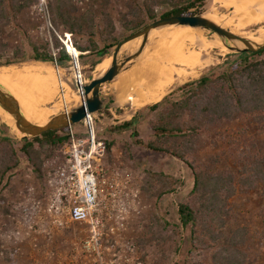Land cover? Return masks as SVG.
<instances>
[{
  "label": "rangeland",
  "instance_id": "1",
  "mask_svg": "<svg viewBox=\"0 0 264 264\" xmlns=\"http://www.w3.org/2000/svg\"><path fill=\"white\" fill-rule=\"evenodd\" d=\"M209 2L210 0H206L193 10L206 12ZM75 3L80 8L83 5L79 0H75ZM163 10L165 8L158 9V16ZM217 10L211 12L215 20L223 21V25L235 33L248 35L264 28V4L238 12L235 9ZM125 11L122 4L111 7L116 25L115 35L120 41L134 32L125 31L119 21L120 13L124 14ZM151 21L147 20V24ZM97 22L98 29H102L104 23L101 18ZM16 23L21 26V33L13 30L5 18L0 19V25L5 26L6 31L0 34L5 37L3 43L7 46L6 53L11 56L14 52L20 53L18 62L1 66L30 64L40 66L42 70L55 68L61 81L70 79V85L79 71L83 84L98 76L97 69L104 60L111 57L118 43L103 49H110L109 53L81 51L74 56V60L65 44L69 32L60 26L55 31L60 44L70 54V60L59 66L56 65L57 60L48 61L49 64L24 63L34 61L33 45L39 46L42 51L43 45L48 44L54 57L59 55L61 46L55 47L52 43L51 29L54 27L50 21L48 0H38L26 8L17 16ZM196 30L206 38L214 39L213 32ZM69 34L75 47L89 46L92 38L86 30ZM95 39L100 47L105 45L98 34ZM161 39L160 33H154L145 53L153 51V44ZM137 42L138 40L135 47ZM135 47H130L131 50L124 49L120 59L132 53ZM210 48L202 51L204 58L197 65H177L180 72L175 80L157 88L155 97L142 104L133 106L128 100L120 102L121 104L117 102L124 98L118 89L121 76L138 62L104 86L102 96L106 97L107 104L102 110L92 113L90 120L97 140L111 145L101 165L103 186L97 211L98 219L101 220V259L96 258L95 253H90L84 246L90 234L88 225L69 220L66 207L68 195H64L61 189L49 182L66 162L70 131H74L79 138H86L87 124L80 121L63 128L58 134L66 136L67 139L61 143L49 142L41 146L39 141L31 140L33 137L25 139L15 136L9 138L10 143H0V264H214V248L194 241L195 234L191 226L183 227L179 219L178 209L181 202L199 205L191 193L194 187L192 169L180 158L137 143V138L132 135L136 128L138 137L148 142L152 137L149 121L155 120L156 115L144 109L135 125L117 129L138 110L161 99L179 85L198 79L212 65L225 62L228 55L234 53L221 45ZM262 57L264 55L253 59ZM133 82H124L123 86H135L136 82ZM63 90L69 92L70 96L64 97L65 92L61 89L54 102L41 105L44 115L71 110L75 107L72 104L76 98L83 94L81 88L74 89L72 86L71 89ZM53 104H59V107L53 108ZM262 114L222 122L214 127L204 125V135L196 145V153L190 155L189 160L196 167L211 172H230L235 175L237 182L241 175V163L236 161L233 150L236 146L241 150L245 146L243 140L250 137L264 145V113ZM189 119L190 115L186 114L182 121ZM2 132L9 134L4 122H0V133ZM26 141L35 145L32 157L22 150ZM236 141L240 142L235 143ZM155 174L164 175L160 179L169 184V192L157 195L164 187L160 179H154ZM228 206L231 213L228 223L232 227L245 226L249 229V241L244 249L249 254L250 263L264 264V196L261 189L242 190L237 184V192L229 199ZM204 237L212 245L209 238Z\"/></svg>",
  "mask_w": 264,
  "mask_h": 264
},
{
  "label": "trees",
  "instance_id": "2",
  "mask_svg": "<svg viewBox=\"0 0 264 264\" xmlns=\"http://www.w3.org/2000/svg\"><path fill=\"white\" fill-rule=\"evenodd\" d=\"M38 0H0V19L5 18L13 30L21 33L22 28L16 23L17 16ZM81 8L75 0H48L52 43L60 47L59 55L49 50L44 44L42 51L39 46L33 45L35 52L33 60L57 61L65 65L72 54L79 55L85 51L101 52L120 41L115 35L116 25L112 16L111 7L124 5L125 13H120L119 21L127 32L138 30L147 20L174 15H193L200 10L194 8L204 4L206 0H79ZM165 8L158 16V9ZM101 18L104 26L98 29V19ZM62 26L67 32L75 34L86 30L91 39L89 46L83 47L72 43L71 34L67 33V51L60 44L55 29ZM5 26L0 25V34L5 33ZM102 38L105 45L100 47L95 37ZM4 35H0V66L11 65L19 61L20 53L13 55L6 53ZM66 44V43H65ZM71 51V52H70ZM71 54V55H72ZM264 49L258 52L231 53L225 62L212 65L198 79L187 81L138 110L133 117L117 127L118 130L135 125L141 118L144 109L156 115L155 120L149 121L152 137L148 142L140 139L139 132L133 129L132 135L136 142L146 145L149 149L166 152L183 160L194 175L192 194L199 205L188 202L179 204V219L183 227L191 226L195 234L193 240L199 245L214 248V264H251L245 247L249 241V229L245 226H235L228 223L231 217L229 199L237 192V184L242 190L261 189L264 196V145L254 141L253 137L243 140V148L237 146L233 150L236 161H240L241 175L235 182V175L230 172H211L196 167L189 160V156L196 153V145L204 135V125L214 127L222 122H231L245 117L263 115L264 113ZM6 67V66H1ZM190 115L186 122L182 118ZM257 117V116H256ZM259 117V116H258ZM60 130H52L35 136L31 140L45 143L66 141V136L58 134ZM1 142L10 143L9 138H1ZM240 141H236L238 143ZM35 145L26 141L22 150L29 156L35 153ZM111 145H107L110 151ZM3 173V172H2ZM1 173V174H2ZM154 179L164 177L155 174ZM161 180V179H160ZM164 189L157 195L169 192V184L161 180ZM208 237L210 240L205 239Z\"/></svg>",
  "mask_w": 264,
  "mask_h": 264
},
{
  "label": "bare ground",
  "instance_id": "3",
  "mask_svg": "<svg viewBox=\"0 0 264 264\" xmlns=\"http://www.w3.org/2000/svg\"><path fill=\"white\" fill-rule=\"evenodd\" d=\"M263 4L264 0H210L208 9L206 12H203V14L223 25V21L215 20L211 12L213 13L219 8L235 9L236 12H238L252 6H260ZM196 29L197 28L191 26L180 25L167 27L164 32L161 31L162 33L157 32L160 33L163 40L156 41L153 44L155 45V47L153 46L154 50L145 53L138 64L129 70L130 72L128 71L126 74L124 73L125 75L121 76L118 82V89L124 98H121V100L119 99L117 102L120 103L128 100L135 106L149 101L157 94V88L174 81L179 75L180 69L177 65H197L198 62L204 58L202 51H206V49L211 46L210 49H212L213 46L221 45L228 50L227 46H225L218 36H214V39L206 38L203 33ZM246 36L253 41L260 42L264 39V28ZM136 41L128 42L123 48L131 50L129 48L132 46L135 47ZM65 43L68 47L67 41H65ZM192 47H196V49H191ZM72 56L74 58L73 54ZM32 62L49 64L48 61H26L24 63ZM110 64L111 57H108L97 69L98 75L104 73L110 67ZM77 77L78 76H76V78ZM74 78L75 76L72 79ZM133 81L136 82L135 86H128L127 88L123 86L124 82ZM0 83L15 96L24 116L29 121L38 125H44L49 121L51 116L57 114L44 115V109L41 105L54 102L61 89L62 91H64V88L71 89L70 79L61 81L55 68H46L42 70L40 66L36 67L30 64L2 67L0 71ZM80 85L81 84L75 88H81ZM81 90L83 94L81 97L76 98L75 102L72 104L73 106L84 103V90L83 88H81ZM63 94L64 97L70 96L69 92ZM52 107L58 108L59 104H53ZM0 122L9 125L16 133H21V130L15 124L14 117L1 107V105Z\"/></svg>",
  "mask_w": 264,
  "mask_h": 264
},
{
  "label": "water",
  "instance_id": "4",
  "mask_svg": "<svg viewBox=\"0 0 264 264\" xmlns=\"http://www.w3.org/2000/svg\"><path fill=\"white\" fill-rule=\"evenodd\" d=\"M191 26L197 29H205L213 32L218 36L229 50L234 53L242 52H258L264 49V39L260 42L253 41L246 35H241L233 32L225 26L217 23L216 21L206 17L203 13L193 15H174L169 17H159L152 20L150 23L144 25L138 30L134 31L129 36L119 41L111 53L110 67L101 75L92 77L90 82L81 84L78 78H74L71 85L74 89L79 84L84 90V103L73 107L71 110L55 114L50 117L49 121L44 125H38L29 121L21 111L20 105L13 94H11L4 85L0 83V105L14 119L16 126L21 130V133H16L12 128L7 125L9 134L4 132L0 136L11 138L12 136L20 138H30L40 136L43 133L52 130H60L78 123L92 114L102 110L107 102L106 97L102 96V91L105 85L115 80L123 71L131 68L139 62L148 47L149 39L151 36L170 26ZM138 39L137 47L132 53L120 59L121 52L128 42H134ZM110 49L101 51L100 54L109 53ZM40 61V60H34ZM62 62L56 61V65H61Z\"/></svg>",
  "mask_w": 264,
  "mask_h": 264
},
{
  "label": "built area",
  "instance_id": "5",
  "mask_svg": "<svg viewBox=\"0 0 264 264\" xmlns=\"http://www.w3.org/2000/svg\"><path fill=\"white\" fill-rule=\"evenodd\" d=\"M73 59L76 60L75 57ZM76 76L83 84L80 71ZM91 119L92 115L88 114L82 120L88 126L86 138H79L74 131H70L66 162L64 166L59 167L49 182L50 185L61 189L64 195H68L66 207L69 220L88 225L90 234L84 246L90 253H95L96 258L101 259V220L98 219L97 211L103 186L101 165L107 152V143L97 140Z\"/></svg>",
  "mask_w": 264,
  "mask_h": 264
}]
</instances>
